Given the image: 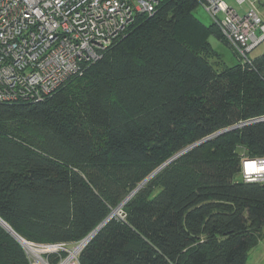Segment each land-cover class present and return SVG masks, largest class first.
I'll return each instance as SVG.
<instances>
[{"label": "trees", "instance_id": "obj_1", "mask_svg": "<svg viewBox=\"0 0 264 264\" xmlns=\"http://www.w3.org/2000/svg\"><path fill=\"white\" fill-rule=\"evenodd\" d=\"M198 5L164 0L44 101L0 102V218L25 241L79 243L195 144L94 233L78 263L246 264L264 187L234 178L239 148L264 155V120L249 123L264 117V53L212 64L205 38L195 47L175 32L189 21L229 45L193 17ZM44 256L59 264L66 252ZM0 264H31L1 226Z\"/></svg>", "mask_w": 264, "mask_h": 264}, {"label": "built area", "instance_id": "obj_2", "mask_svg": "<svg viewBox=\"0 0 264 264\" xmlns=\"http://www.w3.org/2000/svg\"><path fill=\"white\" fill-rule=\"evenodd\" d=\"M162 1L0 0V102L44 101L68 79L83 74L88 65L99 60L138 14L152 15ZM234 1L246 8L240 12L226 0H198V4L242 64L252 65L251 53L264 42V23L255 0ZM239 157L240 181L264 187V155L250 157L243 152ZM124 217L122 213L119 218ZM80 242L71 248L29 244L45 253L74 252L73 264H79L77 253L84 246L76 251ZM27 255L31 256L30 252ZM41 260V264H47L42 255Z\"/></svg>", "mask_w": 264, "mask_h": 264}, {"label": "rangeland", "instance_id": "obj_3", "mask_svg": "<svg viewBox=\"0 0 264 264\" xmlns=\"http://www.w3.org/2000/svg\"><path fill=\"white\" fill-rule=\"evenodd\" d=\"M226 2L229 5H233V7L240 12H242L246 8V5L240 6L234 0H226ZM255 7H256L257 12L259 13L260 17L262 18L263 23H264V0H255ZM192 15L200 23V25H202L203 27H209L212 24V20H211L209 14L205 11V9L203 8V6L201 4H199L196 7V9L193 10ZM131 25H129V26H131ZM127 29L123 32V35L126 34ZM175 32H176V36L179 39L185 40L186 43L189 45L190 44L192 45V43H194L195 47H197L198 44L201 46L202 42H200V41L205 42V40H206V42L208 43V45L211 49V56L209 57V60L215 66L222 64L221 67L223 65L226 67H231V66L237 64L239 61V58L236 56L235 52L221 38H219L217 35H215L212 32L203 33V29L199 25H196L195 23L192 24L189 21L185 22V23H180V27H178ZM204 38H205V40H204ZM263 53H264V42L254 49V51L251 53V57L253 59L256 57H261V55ZM239 150L242 151V152H240L241 154L243 152H245L242 148H239ZM234 180L240 181V176L236 175ZM142 186H144V185H142ZM138 189L140 190L141 188H138ZM122 213H124V205L123 204H122V207H120V209H116L114 211L112 216L119 218L122 216ZM23 242H28V241H25L23 239ZM20 245L22 246L25 253L28 254L29 251H26V248L23 245V243H20ZM49 245H53V244H49ZM71 247L72 246H68V248H71ZM59 251H65V250H59ZM59 251L58 252H51V253H57L58 254ZM65 252H66L65 258H66L69 255V253L67 251H65ZM38 253L40 255H42V259L48 264L47 257L44 256V254H46V253L40 249H38ZM30 254H31V256H29L30 257L29 259L34 264H41V260L37 259L32 253H30ZM73 262H75V258H72L71 261L69 262V264H73ZM246 264H264V226L259 231L257 244L254 245L247 252Z\"/></svg>", "mask_w": 264, "mask_h": 264}, {"label": "water", "instance_id": "obj_4", "mask_svg": "<svg viewBox=\"0 0 264 264\" xmlns=\"http://www.w3.org/2000/svg\"><path fill=\"white\" fill-rule=\"evenodd\" d=\"M262 120H264V117H261V118H258V119H253V120H251L249 123H251V122H258V121H262ZM243 124H245V123H243ZM236 126H234V127H231V128H229V129H232V128H235ZM229 129H224V130H221V131H217V132H215V133H213V134H211V135H209V136H207L206 138H204V139H202L201 141H199V143H202L203 141H206V140H210L211 138H213V137H215V136H217V135H219V134H221V133H223V132H225V131H227V130H229ZM195 145V144H194ZM194 145H191V146H189V147H187V148H185V149H183V150H181L180 152H178L177 154H175L173 157H171L168 161H166L165 163H163L161 166H159L156 170H154L148 177H146L133 191H131V193H129L128 194V196L122 201V203H120V205L118 206V207H120V206H122V204H124V202L129 198V197H131L132 196V194H133V192L134 191H137L138 190V188H140L152 175H154L159 169H161L163 166H165V165H167L170 161H172L174 158H176L177 156H179L180 154H182L186 149H188V148H191V147H193ZM117 207V208H118ZM117 208H115V209H113L112 210V213H110L107 217H106V219H104L92 232H90L86 237H85V239L86 238H88L87 239V241H89L90 240V238L94 235V233L96 232V231H98L101 227H102V225L103 224H105V222L109 219V218H111V216H112V214L114 213V211L117 209ZM0 226L3 228V229H5L10 235H12L18 242H20V243H22V241H23V239H22V237H20L17 233H15L14 232V230H12L11 228H10V226H8L3 220H1L0 219ZM87 241L85 242V244L87 243ZM84 244V245H85Z\"/></svg>", "mask_w": 264, "mask_h": 264}, {"label": "bare ground", "instance_id": "obj_5", "mask_svg": "<svg viewBox=\"0 0 264 264\" xmlns=\"http://www.w3.org/2000/svg\"><path fill=\"white\" fill-rule=\"evenodd\" d=\"M136 191H134L133 192V194L135 193ZM132 194V195H133ZM130 198V197H129ZM128 198V199H129ZM127 199V200H128ZM126 200V201H127ZM125 201V202H126ZM124 202V203H125ZM87 239L88 238H84L81 242H80V244H79V246L76 248V251L78 250V249H80L84 244H85V242L87 241ZM22 243H23V245L25 246V248L30 252V253H32L37 259H39V260H41V255L38 253V250H36L31 244H29L28 242H23L22 241ZM37 253H36V252ZM39 254V255H38ZM73 256H74V252H72L67 258H66V260L62 263V264H68L70 261H71V259L73 258ZM42 261V260H41Z\"/></svg>", "mask_w": 264, "mask_h": 264}]
</instances>
